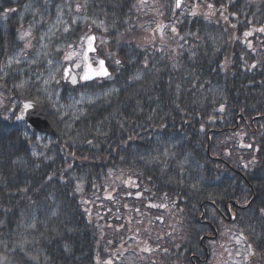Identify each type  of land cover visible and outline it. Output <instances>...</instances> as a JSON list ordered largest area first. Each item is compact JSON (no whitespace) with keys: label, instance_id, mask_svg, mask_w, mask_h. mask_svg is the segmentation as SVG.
I'll use <instances>...</instances> for the list:
<instances>
[{"label":"trees","instance_id":"16d2710c","mask_svg":"<svg viewBox=\"0 0 264 264\" xmlns=\"http://www.w3.org/2000/svg\"><path fill=\"white\" fill-rule=\"evenodd\" d=\"M177 1L0 0V264H264V0ZM88 33L111 76L48 82Z\"/></svg>","mask_w":264,"mask_h":264},{"label":"rangeland","instance_id":"374dc122","mask_svg":"<svg viewBox=\"0 0 264 264\" xmlns=\"http://www.w3.org/2000/svg\"><path fill=\"white\" fill-rule=\"evenodd\" d=\"M180 5L185 6L186 1L181 0ZM66 25L67 24H64V28L66 27ZM56 27L61 28V23L59 20H57V23H55L54 28ZM88 35L90 34H86L81 39L80 46L75 47L73 51H69V53L66 56L62 55L58 57L57 60L49 61V66L46 68L49 69V73L47 74L48 82L50 83L51 81H53V83L56 82L58 74H60V76L62 77V70L68 64H70L73 67V69L78 75H81L83 73L84 65H85L84 41ZM97 37H98V41H100L101 38L99 36ZM99 58L100 55L90 56V60L95 66H98ZM48 91L50 92L49 89ZM140 220L143 222V224L147 222L146 218L143 219L140 218ZM140 224L142 223L140 222ZM236 230L235 228L224 230L222 232L221 238L210 243L213 253L210 256L209 264H247L246 260L248 258L247 257L248 249L245 241L238 237Z\"/></svg>","mask_w":264,"mask_h":264},{"label":"water","instance_id":"95a60500","mask_svg":"<svg viewBox=\"0 0 264 264\" xmlns=\"http://www.w3.org/2000/svg\"><path fill=\"white\" fill-rule=\"evenodd\" d=\"M95 42H96L95 35H91L90 37H88V39L85 42V46H86L85 59L87 61V64L85 68V73L81 77L82 81L84 82L92 81L95 80L96 78H105L110 74L104 60H101L104 63L102 67L99 64L98 69H95L94 66L89 61V54L96 52ZM104 71L107 72V75L101 74ZM69 75H70L69 82H71L74 86L78 85L79 78L77 74L72 70V67L70 65H68L64 71L65 77H68ZM85 75H87L90 78L84 79ZM26 105H31V107H26ZM18 117H21L18 120L27 122L30 128L37 130L40 133H48L51 135L55 134L52 126L47 120V117L41 105H39L35 101L29 100L24 102Z\"/></svg>","mask_w":264,"mask_h":264},{"label":"snow or ice","instance_id":"6c2138e0","mask_svg":"<svg viewBox=\"0 0 264 264\" xmlns=\"http://www.w3.org/2000/svg\"><path fill=\"white\" fill-rule=\"evenodd\" d=\"M103 61H100V65H101V67L103 66ZM101 74H103V75H107V72L106 71H104V72H102ZM90 77H88L87 75H85V77H84V79H89ZM26 107H31V105H26ZM21 117H17V119H20Z\"/></svg>","mask_w":264,"mask_h":264}]
</instances>
